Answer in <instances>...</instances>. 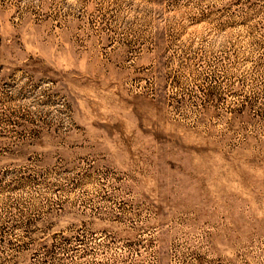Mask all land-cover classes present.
Returning a JSON list of instances; mask_svg holds the SVG:
<instances>
[{
  "label": "rangeland",
  "instance_id": "obj_1",
  "mask_svg": "<svg viewBox=\"0 0 264 264\" xmlns=\"http://www.w3.org/2000/svg\"><path fill=\"white\" fill-rule=\"evenodd\" d=\"M0 264H264V0H0Z\"/></svg>",
  "mask_w": 264,
  "mask_h": 264
}]
</instances>
